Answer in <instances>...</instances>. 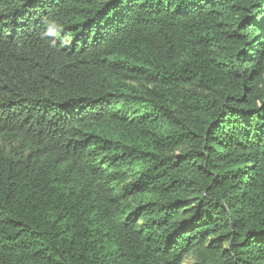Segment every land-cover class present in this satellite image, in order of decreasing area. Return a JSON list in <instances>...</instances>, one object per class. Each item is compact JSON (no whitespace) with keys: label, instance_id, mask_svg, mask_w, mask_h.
<instances>
[{"label":"trees","instance_id":"obj_1","mask_svg":"<svg viewBox=\"0 0 264 264\" xmlns=\"http://www.w3.org/2000/svg\"><path fill=\"white\" fill-rule=\"evenodd\" d=\"M264 264V0H0V264Z\"/></svg>","mask_w":264,"mask_h":264},{"label":"rangeland","instance_id":"obj_2","mask_svg":"<svg viewBox=\"0 0 264 264\" xmlns=\"http://www.w3.org/2000/svg\"><path fill=\"white\" fill-rule=\"evenodd\" d=\"M184 264H194L192 256L188 257V258L185 260Z\"/></svg>","mask_w":264,"mask_h":264}]
</instances>
